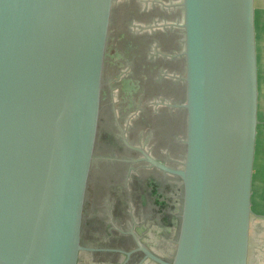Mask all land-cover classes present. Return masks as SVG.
<instances>
[{"label": "water", "instance_id": "1", "mask_svg": "<svg viewBox=\"0 0 264 264\" xmlns=\"http://www.w3.org/2000/svg\"><path fill=\"white\" fill-rule=\"evenodd\" d=\"M115 0H0V264H80ZM175 255L248 264L259 112L256 0H182ZM123 141L125 130L117 122Z\"/></svg>", "mask_w": 264, "mask_h": 264}, {"label": "flooded vegetation", "instance_id": "2", "mask_svg": "<svg viewBox=\"0 0 264 264\" xmlns=\"http://www.w3.org/2000/svg\"><path fill=\"white\" fill-rule=\"evenodd\" d=\"M106 91L105 86L80 264H160L153 257L171 262L180 228L182 182L153 168L140 150L180 169L185 110L172 113L165 108L159 115L146 110L125 127L113 114L117 108ZM117 122L135 149L124 143Z\"/></svg>", "mask_w": 264, "mask_h": 264}, {"label": "crops", "instance_id": "3", "mask_svg": "<svg viewBox=\"0 0 264 264\" xmlns=\"http://www.w3.org/2000/svg\"><path fill=\"white\" fill-rule=\"evenodd\" d=\"M181 2L182 0H118L117 4L114 3L111 28L113 52L108 58L110 63L106 70L113 86L106 87V92L108 97L111 96L113 105L117 104V112L113 114L125 127L141 116L143 111H155L159 115L165 108L179 110V106L185 102V84L182 80L185 75V59L182 56L184 35L180 28L183 23ZM258 60L259 126L253 200L256 199L254 184L257 151L260 136L264 135V131H260L264 117V93L259 48ZM115 84L118 87L116 90ZM261 141L263 144L264 136ZM258 182L259 188L262 189L259 196L261 201L255 204L260 208L264 201V171L259 175ZM253 212V217L264 218L261 212L254 209Z\"/></svg>", "mask_w": 264, "mask_h": 264}, {"label": "rangeland", "instance_id": "4", "mask_svg": "<svg viewBox=\"0 0 264 264\" xmlns=\"http://www.w3.org/2000/svg\"><path fill=\"white\" fill-rule=\"evenodd\" d=\"M118 0H116L117 4ZM256 25H257V32H258V48H259V54H260V69H261V76H262V91L264 93V0H256ZM112 28V26H111ZM112 31L110 34V41H109V48H108V58L111 55L113 51V42H112ZM110 60H108L107 66L109 65ZM108 71H106V77H105V86H113L110 84V76L108 77L107 75ZM181 77V75H180ZM112 83V82H111ZM114 84V82H113ZM118 88L115 84V90ZM264 96V94H263ZM184 99V98H183ZM182 99V101H183ZM180 102V104L182 103ZM117 105V104H116ZM171 112L175 113H183L178 110H170ZM172 112V113H173ZM183 128H182V133L181 136L179 137L180 140H184V135H185V114L183 113ZM261 127L260 131H264V117L261 120ZM264 135L260 136V146H258V151H257V160H256V179H255V184H254V190H255V196L256 199L253 200V209L254 211L261 212L264 214V201L263 205L259 208L257 201H261L259 199L260 194L262 193V189L259 188V182H258V177L260 174L263 173L264 171V148L261 139H263ZM180 162H184V151L180 154L179 157ZM180 165V164H179ZM263 198V197H262ZM255 204V205H254ZM251 244H250V253H249V263L248 264H264V218L254 216L252 219V224H251Z\"/></svg>", "mask_w": 264, "mask_h": 264}, {"label": "trees", "instance_id": "5", "mask_svg": "<svg viewBox=\"0 0 264 264\" xmlns=\"http://www.w3.org/2000/svg\"><path fill=\"white\" fill-rule=\"evenodd\" d=\"M112 59V58H111Z\"/></svg>", "mask_w": 264, "mask_h": 264}]
</instances>
